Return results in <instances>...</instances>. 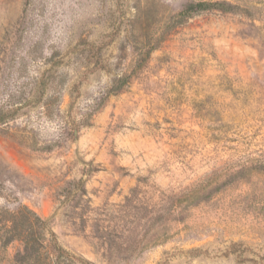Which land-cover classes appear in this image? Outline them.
Instances as JSON below:
<instances>
[{"label":"rangeland","instance_id":"obj_1","mask_svg":"<svg viewBox=\"0 0 264 264\" xmlns=\"http://www.w3.org/2000/svg\"><path fill=\"white\" fill-rule=\"evenodd\" d=\"M11 109L0 215L93 264H264V0H0Z\"/></svg>","mask_w":264,"mask_h":264},{"label":"trees","instance_id":"obj_2","mask_svg":"<svg viewBox=\"0 0 264 264\" xmlns=\"http://www.w3.org/2000/svg\"><path fill=\"white\" fill-rule=\"evenodd\" d=\"M237 10L228 2H194L180 12V17L189 13L219 11L232 13ZM18 109L0 113V121L11 118ZM74 130L73 135H77ZM0 215V241L3 248L13 240L20 242L22 250L15 256V264H93L92 262L66 251L59 244L54 234L47 229L46 223L34 212L21 206L13 213ZM5 218V219H2Z\"/></svg>","mask_w":264,"mask_h":264}]
</instances>
